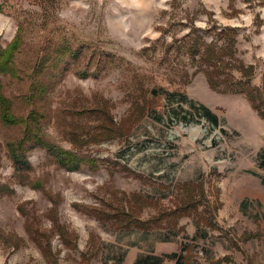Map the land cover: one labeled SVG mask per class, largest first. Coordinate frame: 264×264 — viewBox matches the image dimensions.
I'll use <instances>...</instances> for the list:
<instances>
[{"label":"rangeland","instance_id":"374dc122","mask_svg":"<svg viewBox=\"0 0 264 264\" xmlns=\"http://www.w3.org/2000/svg\"><path fill=\"white\" fill-rule=\"evenodd\" d=\"M263 13L264 0H0L2 42L24 28L21 78H3L14 111L43 112V140L94 160L67 171L32 149V171L19 178L6 144L21 138V126L0 122V264H135L172 253L186 264H264V63L253 41ZM226 27L238 29L237 56L255 67L258 108L243 93L212 87L187 54ZM232 72L223 75L238 80ZM37 81L48 91L34 104L26 98ZM186 183L199 188L196 208L148 232L89 210L161 219L188 206ZM56 211L70 245L56 232ZM27 220L50 236L52 258Z\"/></svg>","mask_w":264,"mask_h":264},{"label":"trees","instance_id":"16d2710c","mask_svg":"<svg viewBox=\"0 0 264 264\" xmlns=\"http://www.w3.org/2000/svg\"><path fill=\"white\" fill-rule=\"evenodd\" d=\"M262 25H264V21L260 20V27ZM23 31V26L19 25L13 39L6 44H4L0 38V122L4 127L21 126L22 129V135L19 140L14 142L10 141L6 144L8 156L14 167V172L19 178L21 177L27 179V176H29L32 171L31 164L27 158V152L32 149L39 148L44 149L53 159L55 164L67 171H77L85 162H88L92 167H94L93 159L86 160V158L79 156L71 150L64 149L57 145L55 146L43 140L40 137L39 124L45 117V114L39 110L32 109L25 114V116H19L14 111L12 99L5 94V84L3 78L10 77L17 80L21 78V70L17 64V58L23 48ZM237 32L238 29L236 28L226 27L223 30H219V34H216V37L212 42H206L204 38L200 37V39H197L198 42L192 46L195 47L194 50L187 54L191 55L190 57L193 59L195 64L198 65L195 74L205 73L206 78L212 87L219 88V90L225 88L224 91L226 92L243 93L249 98L251 103L257 104L259 102L255 106L258 108L259 104L262 105V101L260 92L261 89L254 87L252 84L255 67L250 64H245L243 60L237 56ZM226 33L228 36H225ZM226 58H228V61H226ZM233 62L235 64H233ZM224 69H228L230 72L233 71L231 74L233 76L239 75V79L234 80V78L230 77V75L227 77L224 76ZM221 76H223V78ZM46 87L47 84L43 82H35L32 86L31 95L26 99L36 104L38 100L43 99L46 95V92L48 91ZM160 91L161 94L166 97L176 95L175 92H168L163 89ZM182 97L185 99L184 96ZM202 109L204 111V117H210L214 123H217L216 116L213 115L208 108L203 107ZM80 111L82 113H86V110ZM113 128H116V126H113ZM258 167L259 169L264 170V149L258 156ZM261 183L264 186V176L261 177ZM32 186L42 190V184L39 181H35ZM182 186L183 188L185 187L186 190L185 194L183 192L182 197L188 202V206L182 208L179 207L172 212L162 213L158 216L161 219L153 217L152 219L150 218L142 221L134 218V211L132 215L129 211L127 213L121 211V214H110L105 210L98 208H89V210L93 215L97 216L102 221L112 219L113 224L121 229H136V231L143 230L148 232L150 230L144 228V226H152V223L158 224L166 216H178L181 212H185L187 210H189L188 212L193 211V209L196 208V204H199V199L194 196V194L199 191V188H196L197 186L195 184L188 188V183L183 184ZM20 212L24 214L26 211L20 210ZM107 214L108 218H106ZM26 229L36 244L42 249L43 253L49 258H52L50 236L48 237L42 231L34 228L33 223L28 222V220L26 221ZM56 232H58L64 244L70 245V241L68 240L70 235L68 231L58 222L57 211ZM165 258L174 259L176 264H186L185 257L183 255H178L177 253H172L166 256L153 254L142 255L137 259L135 264H163ZM50 263L58 264L57 259L52 260V262L50 261Z\"/></svg>","mask_w":264,"mask_h":264},{"label":"crops","instance_id":"0c3cea01","mask_svg":"<svg viewBox=\"0 0 264 264\" xmlns=\"http://www.w3.org/2000/svg\"><path fill=\"white\" fill-rule=\"evenodd\" d=\"M262 21H264V13L261 15ZM254 44L256 45V57L257 59L262 60L264 63V25L259 30V34L254 38ZM242 54V51H239ZM243 56V55H242ZM244 61V59H242ZM247 64L250 63L246 61ZM245 62V63H246Z\"/></svg>","mask_w":264,"mask_h":264}]
</instances>
